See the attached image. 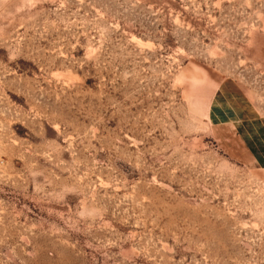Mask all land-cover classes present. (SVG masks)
<instances>
[{
	"label": "rangeland",
	"instance_id": "374dc122",
	"mask_svg": "<svg viewBox=\"0 0 264 264\" xmlns=\"http://www.w3.org/2000/svg\"><path fill=\"white\" fill-rule=\"evenodd\" d=\"M222 82L264 120V0H0V264H264Z\"/></svg>",
	"mask_w": 264,
	"mask_h": 264
},
{
	"label": "crops",
	"instance_id": "0c3cea01",
	"mask_svg": "<svg viewBox=\"0 0 264 264\" xmlns=\"http://www.w3.org/2000/svg\"><path fill=\"white\" fill-rule=\"evenodd\" d=\"M234 94L235 89L231 84H220L209 115L210 120L218 128L227 130L226 127H230L234 132V135L228 137L229 143L225 144L231 157L241 160L249 156L253 163L264 167V120L251 117L250 112L242 108L241 102L235 106ZM229 98L231 101H228Z\"/></svg>",
	"mask_w": 264,
	"mask_h": 264
}]
</instances>
